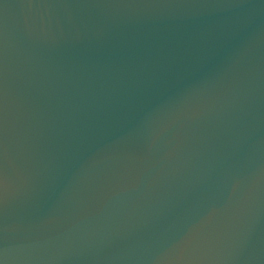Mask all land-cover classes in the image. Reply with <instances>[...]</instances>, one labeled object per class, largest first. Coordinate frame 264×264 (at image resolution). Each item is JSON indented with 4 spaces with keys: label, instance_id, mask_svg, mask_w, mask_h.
Returning a JSON list of instances; mask_svg holds the SVG:
<instances>
[{
    "label": "water",
    "instance_id": "95a60500",
    "mask_svg": "<svg viewBox=\"0 0 264 264\" xmlns=\"http://www.w3.org/2000/svg\"><path fill=\"white\" fill-rule=\"evenodd\" d=\"M0 264H264V0H0Z\"/></svg>",
    "mask_w": 264,
    "mask_h": 264
}]
</instances>
